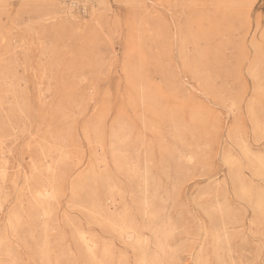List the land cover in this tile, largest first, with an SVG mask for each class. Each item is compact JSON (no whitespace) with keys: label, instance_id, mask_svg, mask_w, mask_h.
<instances>
[{"label":"rangeland","instance_id":"rangeland-1","mask_svg":"<svg viewBox=\"0 0 264 264\" xmlns=\"http://www.w3.org/2000/svg\"><path fill=\"white\" fill-rule=\"evenodd\" d=\"M0 264H264V0H0Z\"/></svg>","mask_w":264,"mask_h":264}]
</instances>
